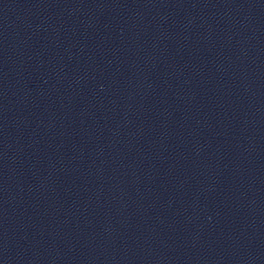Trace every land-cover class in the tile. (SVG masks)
Returning a JSON list of instances; mask_svg holds the SVG:
<instances>
[{
    "label": "water",
    "instance_id": "95a60500",
    "mask_svg": "<svg viewBox=\"0 0 264 264\" xmlns=\"http://www.w3.org/2000/svg\"><path fill=\"white\" fill-rule=\"evenodd\" d=\"M0 264H264V0H0Z\"/></svg>",
    "mask_w": 264,
    "mask_h": 264
}]
</instances>
